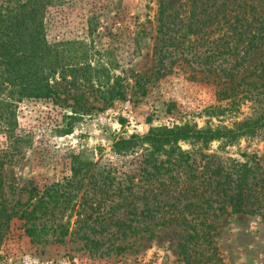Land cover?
<instances>
[{"label": "rangeland", "instance_id": "rangeland-1", "mask_svg": "<svg viewBox=\"0 0 264 264\" xmlns=\"http://www.w3.org/2000/svg\"><path fill=\"white\" fill-rule=\"evenodd\" d=\"M7 1L0 0V6ZM200 18L208 19L200 23ZM158 19V0H49L42 18L43 62H53L55 51L68 50L61 55L68 72L63 76L58 69L51 75L56 93L52 98H23L11 106V114L0 118V178L11 204L24 198V189L32 183L40 188L63 183L71 175L72 156L77 153L82 160L96 163V170L109 167L120 174L132 164L131 158L112 154L115 139L144 136L155 126L185 123L199 129L233 130L264 109V102L241 99V86L234 91L236 97L219 94L231 86L229 73L234 75V84L258 73L264 38L250 61L246 60L247 42L258 29L264 36V0H168L161 32ZM66 42L68 47L62 46ZM162 42L168 48L165 62L172 65L171 71L151 78L146 97L134 104L129 100L130 90L122 101L110 103L100 96L107 83L102 78L104 68L110 85L115 77H122L128 89L137 75L152 77ZM79 95L93 109L74 117L69 106ZM181 148L192 149L188 144ZM205 152L242 163L255 157L263 168L264 129L258 136H239L226 144L213 141ZM89 199L72 213H53L62 223L69 222L70 233L77 232L64 243L50 239L33 243L20 222L12 221L0 245V264H178V243L186 231L175 225L154 228L150 238L149 232L128 236V246L122 251L89 255L77 240L78 233L88 231L80 230V224H90L109 206L106 200ZM117 218L127 219L121 213ZM115 221L109 232L97 237L105 239L116 231ZM211 223L224 264H264V214H235L229 209ZM107 247L108 242L101 249Z\"/></svg>", "mask_w": 264, "mask_h": 264}, {"label": "trees", "instance_id": "trees-1", "mask_svg": "<svg viewBox=\"0 0 264 264\" xmlns=\"http://www.w3.org/2000/svg\"><path fill=\"white\" fill-rule=\"evenodd\" d=\"M167 1L158 0L159 30L165 26L163 15ZM48 2L10 0L0 6V118L7 112L11 114V106L23 98H52L56 93L50 84L51 75L58 69L63 76L68 72V65L62 63L64 56L61 57L68 50L55 51L53 62H43L42 18ZM207 19L200 18L199 22ZM165 36L164 32L162 37ZM263 38L261 29L249 35L247 61L256 56ZM165 42L158 50L157 68L152 77L137 75L130 89L122 77H115L110 85V75L104 68L102 78L107 83L99 91L100 96L112 103L126 100L130 90L129 100L139 103L148 93L151 78L171 71L172 65L165 62V50H168ZM62 46L68 47V42ZM256 65L259 74L252 73L235 84L234 75L229 73L228 80L232 83L220 90L222 98L236 97L238 93L234 91L241 86V99L256 104L264 102V54L259 56ZM87 69L91 70L89 66ZM44 70L50 74L44 75ZM86 77L87 82L92 81ZM250 77L254 78L246 80ZM73 100L69 108L74 117L87 115L93 109L87 106L83 95L74 96ZM263 129V108L256 117L247 118L233 130L199 129L189 123L151 127L144 136L133 134L112 142L113 155L131 158L128 171L118 174L117 169L109 167L96 170V163L82 160V154L77 153L72 156L71 175L63 183L42 188L32 183L24 189L25 197L13 204L5 198L0 178V245L14 220L20 222L24 235L33 243H47L48 239L64 243L68 235L77 232L70 233L69 222L62 223L53 213H72L90 198L106 200L109 206L90 224L87 221L80 224V230L85 227L88 231L78 233L77 240L89 255H103L110 249L122 251L128 246V236L149 232L150 238L154 228L175 225L186 231L178 243V264H224L212 237L211 220L229 209L235 214H264V167H260L255 157L243 163L223 161L205 150L213 141L226 144L239 136H258ZM181 144H188L192 149L182 150ZM117 213L127 219H116ZM105 219L109 223L104 224ZM112 219L116 220V231L105 239L97 237L109 232ZM133 222L138 224L132 225ZM107 242L109 247L102 250Z\"/></svg>", "mask_w": 264, "mask_h": 264}]
</instances>
